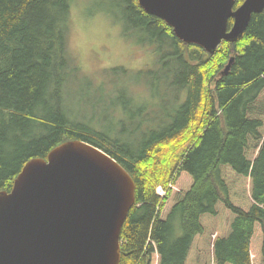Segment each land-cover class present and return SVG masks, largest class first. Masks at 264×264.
I'll return each mask as SVG.
<instances>
[{"label": "trees", "instance_id": "16d2710c", "mask_svg": "<svg viewBox=\"0 0 264 264\" xmlns=\"http://www.w3.org/2000/svg\"><path fill=\"white\" fill-rule=\"evenodd\" d=\"M73 1L0 0V192H11L30 160L85 141L136 184L121 264H264V11L210 54L138 0L118 2L123 20L164 52V84L183 100L171 123L134 149L65 112L76 69L67 53ZM235 1V9L245 2Z\"/></svg>", "mask_w": 264, "mask_h": 264}, {"label": "water", "instance_id": "95a60500", "mask_svg": "<svg viewBox=\"0 0 264 264\" xmlns=\"http://www.w3.org/2000/svg\"><path fill=\"white\" fill-rule=\"evenodd\" d=\"M138 1L180 41L210 54L264 11V0L237 9L235 0ZM135 204V181L116 159L85 141L65 142L0 192V264H121V231Z\"/></svg>", "mask_w": 264, "mask_h": 264}, {"label": "rangeland", "instance_id": "374dc122", "mask_svg": "<svg viewBox=\"0 0 264 264\" xmlns=\"http://www.w3.org/2000/svg\"><path fill=\"white\" fill-rule=\"evenodd\" d=\"M119 1H73L67 53L76 69L64 109L70 120L119 135L136 149L171 123L183 100L164 84L161 69L171 68L161 64L164 52L155 53L123 20Z\"/></svg>", "mask_w": 264, "mask_h": 264}, {"label": "bare ground", "instance_id": "6f19581e", "mask_svg": "<svg viewBox=\"0 0 264 264\" xmlns=\"http://www.w3.org/2000/svg\"><path fill=\"white\" fill-rule=\"evenodd\" d=\"M243 129V128H242ZM224 132V131H223Z\"/></svg>", "mask_w": 264, "mask_h": 264}, {"label": "built area", "instance_id": "2783aa9c", "mask_svg": "<svg viewBox=\"0 0 264 264\" xmlns=\"http://www.w3.org/2000/svg\"><path fill=\"white\" fill-rule=\"evenodd\" d=\"M161 192V191H160Z\"/></svg>", "mask_w": 264, "mask_h": 264}]
</instances>
